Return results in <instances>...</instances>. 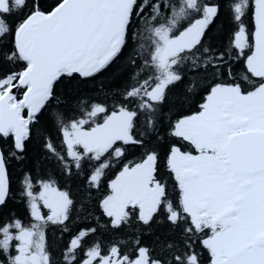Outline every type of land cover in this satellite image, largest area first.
Segmentation results:
<instances>
[{"label":"snow or ice","instance_id":"obj_1","mask_svg":"<svg viewBox=\"0 0 264 264\" xmlns=\"http://www.w3.org/2000/svg\"><path fill=\"white\" fill-rule=\"evenodd\" d=\"M0 264H264V0H0Z\"/></svg>","mask_w":264,"mask_h":264},{"label":"flooded vegetation","instance_id":"obj_2","mask_svg":"<svg viewBox=\"0 0 264 264\" xmlns=\"http://www.w3.org/2000/svg\"><path fill=\"white\" fill-rule=\"evenodd\" d=\"M49 237H51V234H49Z\"/></svg>","mask_w":264,"mask_h":264},{"label":"trees","instance_id":"obj_3","mask_svg":"<svg viewBox=\"0 0 264 264\" xmlns=\"http://www.w3.org/2000/svg\"><path fill=\"white\" fill-rule=\"evenodd\" d=\"M51 239V237H49Z\"/></svg>","mask_w":264,"mask_h":264}]
</instances>
